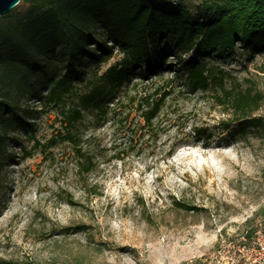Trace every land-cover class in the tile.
Here are the masks:
<instances>
[{"label": "rangeland", "instance_id": "374dc122", "mask_svg": "<svg viewBox=\"0 0 264 264\" xmlns=\"http://www.w3.org/2000/svg\"><path fill=\"white\" fill-rule=\"evenodd\" d=\"M170 1L191 10L200 3ZM27 10L20 3L12 14ZM111 53L107 62L105 56L84 61L81 95L120 64L123 55ZM191 56L161 43L132 71L120 107L106 118L94 107L84 110L80 136L94 163L89 173L79 171L68 144L33 149L30 135L47 146L60 118L42 110L39 96L22 102L34 119L7 145L0 264H230L247 233L264 234V139L237 132L232 110L219 104L214 89L186 90L182 70ZM206 61L214 73H225L228 87L236 81L260 93L254 117L264 119V52ZM162 92L169 93L165 106L147 126L137 104ZM176 202L196 210L178 209Z\"/></svg>", "mask_w": 264, "mask_h": 264}, {"label": "trees", "instance_id": "16d2710c", "mask_svg": "<svg viewBox=\"0 0 264 264\" xmlns=\"http://www.w3.org/2000/svg\"><path fill=\"white\" fill-rule=\"evenodd\" d=\"M199 1L191 10L174 6L170 0H22L28 6L24 16L13 15V11L2 16L0 188L8 143L17 131L33 126L34 110L22 106L26 98L39 96L42 110L60 118V128L47 146L30 135L33 149L43 152V148L68 144L79 161V171L89 173L94 163L83 151L80 136L84 110L94 107L106 118L120 107L119 95L131 84L132 71L148 61L151 50H159L163 42L183 55L192 53L182 70L186 90L214 89L219 104L232 110L237 132L245 135L252 130L264 139V119L254 117L262 95L236 81L228 87L225 73H214L206 61L236 56L254 59L264 52V0ZM111 49L123 55L122 61L109 67L81 95L77 87L85 81L84 61L105 56L103 62H107ZM168 96L162 92L141 97L137 106L147 126L158 117ZM230 126L225 124V129ZM196 134L206 136L200 130ZM175 206L196 210L183 202ZM244 240L250 243L253 238L247 233Z\"/></svg>", "mask_w": 264, "mask_h": 264}, {"label": "built area", "instance_id": "2783aa9c", "mask_svg": "<svg viewBox=\"0 0 264 264\" xmlns=\"http://www.w3.org/2000/svg\"><path fill=\"white\" fill-rule=\"evenodd\" d=\"M229 263L264 264V234L256 236L250 243L241 242Z\"/></svg>", "mask_w": 264, "mask_h": 264}, {"label": "water", "instance_id": "95a60500", "mask_svg": "<svg viewBox=\"0 0 264 264\" xmlns=\"http://www.w3.org/2000/svg\"><path fill=\"white\" fill-rule=\"evenodd\" d=\"M22 0H0V18L14 10Z\"/></svg>", "mask_w": 264, "mask_h": 264}]
</instances>
